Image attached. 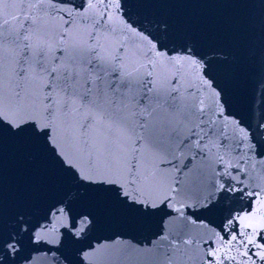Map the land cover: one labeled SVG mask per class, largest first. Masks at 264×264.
I'll list each match as a JSON object with an SVG mask.
<instances>
[{"label":"snow or ice","instance_id":"6c2138e0","mask_svg":"<svg viewBox=\"0 0 264 264\" xmlns=\"http://www.w3.org/2000/svg\"><path fill=\"white\" fill-rule=\"evenodd\" d=\"M127 7L128 0H0V130H30L59 173L84 186L0 230V264H31L28 245L59 249L66 241L85 264L100 212L86 192L107 198L113 213L146 218L172 207L182 184L170 183L169 172L189 170L193 159L208 165L202 195L175 211L222 217L204 242V264H264V187L233 159L249 138L237 141L217 124L231 113L215 57L169 41L166 24L157 32L131 20ZM183 93L198 104L177 119ZM160 102L173 115L153 131L152 105ZM247 152L264 159V145L249 140Z\"/></svg>","mask_w":264,"mask_h":264},{"label":"water","instance_id":"95a60500","mask_svg":"<svg viewBox=\"0 0 264 264\" xmlns=\"http://www.w3.org/2000/svg\"><path fill=\"white\" fill-rule=\"evenodd\" d=\"M126 11L131 20L157 32L166 24L168 30L162 35L169 41L194 44L209 52L208 58L215 57L217 79L226 87L231 113L217 124L237 141L243 136L264 145V0H128ZM115 23L124 26L119 17ZM200 98L205 105L211 103L207 93ZM194 104L197 98L183 93L175 117L182 119L183 111ZM152 108L150 119L156 131L173 114L163 102L153 103ZM237 121L245 131L241 132ZM249 140L233 159L254 186L264 187V159L247 152ZM207 167V162L193 159L189 170H170L169 182L182 184L181 195L171 208L160 207L146 218L113 213L107 198L86 192L85 199L96 203L100 212L90 237L96 250L88 252L85 264H204V242L213 236L214 225L222 217L197 220L175 209L194 204L202 195L201 173ZM82 190L83 185H73L71 178L59 173L54 155L30 130L21 135L0 130V230H14L18 217H35L61 197L79 195ZM231 203L226 200L225 207ZM76 248L71 241L59 249L51 244L28 245L25 254L31 264H76L80 259Z\"/></svg>","mask_w":264,"mask_h":264}]
</instances>
